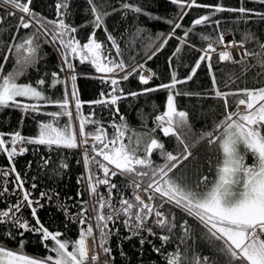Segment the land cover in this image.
<instances>
[{"label":"snow or ice","instance_id":"1","mask_svg":"<svg viewBox=\"0 0 264 264\" xmlns=\"http://www.w3.org/2000/svg\"><path fill=\"white\" fill-rule=\"evenodd\" d=\"M5 2L14 5L23 15L18 17L14 26L16 31L10 41H0V52H3L0 111L7 108L19 110L22 113L21 124L29 114H34L33 119L36 115L47 119L37 121L38 131L34 136H25L19 129L10 133L0 132V155L6 154L9 162L7 169L0 168V205H3L0 207V226H3V231H0V264H88V238L94 242L98 239L100 249L109 256L105 264H111L114 257L109 239L119 232L115 227L118 223L130 233L122 240L139 237L140 254L143 255V246L150 244L152 251L163 258L164 264H264V40L260 39L257 30L248 27L241 33L240 41L235 38L226 41L221 20L213 18L219 13L231 12L238 13L236 19L245 25L252 21L258 24L264 22V11L247 8L243 3L240 7L229 8L219 3L201 5L196 0H170L183 13L180 21L188 14L185 8L204 7L210 11L192 21L182 36H176V30L183 27L182 23H174L172 32L147 59L151 60L173 38L179 41L173 57H178L185 46L201 54L184 78H179L173 69L168 83L125 94L119 87L121 81L140 73L139 83L147 86L155 74L143 75L146 61L129 72L123 59L113 58L110 49L120 57L121 45L107 32L105 19L116 11L137 17L145 15L149 19L160 17L153 16L135 3L122 2L119 9L112 7L108 11L110 5L107 0H86L91 19L81 27L90 24L93 31L87 42L81 43L75 35L79 29L66 22L72 15V0H56L55 19H47L32 11L29 7L32 0L26 3L18 0ZM251 2L264 5V0ZM7 15L14 16L15 13ZM2 24L3 18L0 17ZM197 26L212 28L216 33L215 36L200 34V39L207 42L202 49L196 48L189 40L190 35H196ZM21 29L33 30L21 36ZM100 29L107 34L110 47L97 40L96 31ZM3 30L0 28V32ZM140 35L141 30L137 29V36L133 39ZM41 40L56 47L61 58L60 70L52 72L50 79H37L35 84L20 83V77L26 75L28 69L35 68L40 59ZM247 44H254L259 50H250ZM218 48L225 50L218 51ZM233 48L242 51L233 55L230 51ZM213 54L218 58L217 63H230L240 69L239 76L233 71L224 81L227 91L221 90L218 84ZM10 58L13 60L12 70L5 72ZM73 59H79L82 64L90 63L97 73L103 74L97 78L108 84L111 91H102L98 99L82 101L76 85L78 75ZM202 65L208 70L211 88L195 93L182 91L178 86L192 81ZM169 67L172 68V57L169 58ZM117 70L125 74L120 76ZM68 72L72 75L61 77L60 73ZM250 72H253L252 78L259 86L241 88L237 85L235 89L231 88ZM58 85L63 87L60 98L53 99L46 94V87L56 88ZM160 89L168 92L166 106L161 114L155 115L153 127L147 128L142 124L146 130L140 132L131 128L125 117L119 114V101ZM178 96L222 101V111L214 118L211 130H195L190 113L178 109ZM232 96L238 97L234 103L229 102ZM85 104L104 106L110 111L114 108L119 122L113 118L111 135L101 121L93 118L94 112L84 115L82 109ZM49 107L57 110L46 111ZM63 118L67 119L62 124ZM86 125H93L94 130L86 131ZM157 132L174 140L171 150L166 148ZM89 138L92 144L88 143ZM201 144L213 153L203 162L195 151ZM27 145L44 146L49 152L84 148L82 162L85 175L77 183L86 184L90 199L79 200L80 207L75 217H70L80 226L77 238L61 239L64 233L51 232L41 222L39 210L45 207L46 202L60 196L58 192L41 191L37 198L31 191L38 187L35 182L31 183V190L25 187L27 181L24 176L27 173L22 176L17 171L15 158L29 151ZM90 151L94 155L90 156ZM154 155L159 157V162L153 158ZM41 159L43 166L47 167L49 159ZM205 163L207 172L213 174L212 179L204 170ZM31 166L29 161L27 167L30 169ZM60 167L67 169L68 164L62 163ZM116 177L121 180L117 182ZM101 186L104 187L103 192ZM128 190L130 195L125 194ZM9 195L14 199H9ZM82 195V192L76 193L77 197ZM59 207L67 213L68 207L63 202ZM26 209L30 210L31 220L24 216ZM93 212L94 216L91 215ZM25 233L39 235L46 250L44 256L25 252L26 241L17 240ZM149 236L160 241L159 247L148 239ZM8 240L15 241L16 246L10 247ZM169 245H172L170 249ZM91 259L96 264L98 255Z\"/></svg>","mask_w":264,"mask_h":264},{"label":"trees","instance_id":"2","mask_svg":"<svg viewBox=\"0 0 264 264\" xmlns=\"http://www.w3.org/2000/svg\"><path fill=\"white\" fill-rule=\"evenodd\" d=\"M18 2L26 3L27 0H18ZM55 2L56 0H32L30 9L35 13L46 17L47 19H55ZM122 2L135 3L142 6L145 11L152 14L153 16L160 17V19H149L148 16L140 15L135 16L131 13L124 15L121 11H116L109 15L105 19V25L107 32L111 33L117 42L121 45L122 56L116 57L115 50L110 49L113 58L119 60L123 59L128 65L127 71H132L139 63H145V70L149 73H154L155 76L151 80L150 84L145 86L139 83V74L134 73L129 77L127 81H121L119 87L123 88L124 93L127 94L131 91L139 92L144 87H156L162 83H168L170 80L171 71L174 69L179 78H184L190 71V68L194 65L195 61L200 56L201 52L196 51L193 48L187 46L182 48L178 57H173L175 48L179 46V41L176 38L170 39L166 46L162 50L158 51L151 60L147 59V56L152 51L160 48L163 39L172 32L174 23L180 22L183 27L176 30V36H182L183 31L191 27L192 21L199 16L207 14L210 10L204 7H192L191 9L185 8L187 15L184 16L183 20L180 21V16L183 14L181 9L170 2V0H107L110 5L108 11H111L112 7L116 9L120 8ZM201 5H215L222 4L225 7L237 8L243 6L251 9H257L264 11V5L253 3L251 0H196ZM0 3L15 7L10 3H6L5 0H0ZM72 15L68 17V23L77 27L79 30L75 34L81 43L87 42L89 34L93 31V28L89 24L86 27L81 25L86 24L91 19V14L88 12V5L86 0H72ZM8 13H14L3 5H0V17L3 18V24L0 28L4 30L0 32V41H10L11 36L15 33V25L18 23V17L21 16L15 13L14 16L7 15ZM239 16L238 13L224 12L219 13L214 19L221 20V28L226 31V34H231L237 41L241 40V33L248 27L257 30L261 40H264V22L255 23L250 22L248 25L239 22L236 18ZM167 21H173V23H167ZM137 29L141 30L142 35L138 38L133 39L137 36ZM33 29H21L20 35L23 36L30 33ZM196 35H190L189 40L198 49L206 47V41L200 39V34H212V28L206 26H197L195 29ZM96 38L99 42H103L106 46L110 47V42L107 41V34L103 29L96 31ZM41 50L39 53L40 59L35 68L28 69L26 75L20 77V83L31 82L35 84V81L41 77L50 79L52 72H59L61 67V58L59 53L56 51L54 45L44 43L40 41ZM250 50L256 48L254 44H247ZM3 52H0V63H3ZM134 57V58H133ZM172 57V68L169 67V58ZM217 56L213 54V65L216 70L218 84L223 91H227L224 87V81L228 79V75L235 72V75H240V69L238 66L230 63H217ZM72 62L75 65L76 74L78 75L76 85L79 89L80 99L82 101H91L100 98L102 91H111L108 84L102 83L100 79L101 73H97L95 68L88 62L80 63L79 59H73ZM13 67V60L10 58L9 62L5 65V72L11 71ZM256 69L253 70L255 72ZM143 72V70H142ZM253 72L248 73L247 76H242L240 80H237L236 84H232L231 88L235 89L237 85L239 87H256L259 86L255 80H253ZM125 73L120 72L119 75L123 76ZM62 78H66V73H60ZM182 91L190 92H201L211 88V78L208 74L206 66L202 65L197 71V75L192 81L187 84L178 86ZM46 94L51 96L53 99H58L62 96L63 87L58 85L56 88L46 87ZM168 92L167 90L160 89L156 92L149 93L147 95H140L138 97H127L122 99L118 103L119 114L123 115L126 119L127 124L137 130L145 131L142 128V124H146L147 128L153 127V119L155 115L161 114L165 110L166 99ZM238 97H229V102L234 103ZM27 102V101H26ZM178 109L186 110L190 113L192 123L197 132L200 130H211L214 118L218 117L222 111V101L216 99H204L199 100L195 97L178 96L176 98ZM46 111L57 110L54 107L45 109ZM84 115L94 112V119L101 121L103 126L107 129L108 134L111 135L113 129L110 127L113 122H119V115L116 114L114 108L110 111L109 108L98 105L85 104L82 109ZM34 114H29L23 118L21 124L22 113L19 110L12 108L4 109L0 111V132L10 133L15 130H21L25 136H34L37 134V121L46 120L47 117L36 115L33 119ZM67 118H63L61 123L63 124ZM94 130L93 125H86V131L92 132ZM160 139L165 143L166 148L171 150L174 147V140L172 138L163 137L162 133H156ZM8 139V137H5ZM29 151L23 156H17L15 158L17 171L24 176L27 181L25 187L31 190V183L35 182L38 187L33 192V196L39 198L41 191L58 192L60 198L51 202H44L45 207L41 208L38 212L41 222L51 232L60 231L65 235L61 239H75L78 237L80 226L76 224L70 217H75L80 204L79 200L88 201L90 198L86 191L85 183H77V181L85 175V167L82 162V152L80 149H57L49 152L44 146L27 145ZM201 159V162L206 157L212 156L213 153L207 149V146L201 144L198 149L195 150ZM94 155V154H89ZM42 157L49 159L47 167L43 166ZM159 162V157H153ZM100 159V157H96ZM31 161L32 166L29 169L27 163ZM215 162V161H214ZM62 163H67V169L60 167ZM9 162L5 155H0V168L7 169ZM205 172L212 179L213 174L207 172V164H203ZM191 178V171H189ZM35 178L33 181L32 178ZM115 180L119 182L120 177H116ZM123 185H121L122 187ZM11 187V185H9ZM100 190L103 192L104 187L101 186ZM82 192L81 197H77V192ZM126 195H130V190L126 191ZM72 197L73 199H68ZM9 199H14L9 195ZM64 203L68 207L67 213L64 209H61L59 205ZM3 205H0L2 207ZM95 215V213H91ZM24 216L31 220L30 210H24ZM94 223V222H93ZM67 225V227H66ZM111 227V225H110ZM119 229L118 233L113 234L109 239V246L112 248V256L114 260L111 264H164L163 258L157 256L152 251L150 244L143 246V255L140 254V243L139 237H133L131 240L123 239L130 235V233L123 227L122 224L118 223L115 226ZM0 231H3V226H0ZM115 232V229L113 230ZM159 232L158 229H156ZM144 235H147L146 233ZM24 239L25 252L28 254H35L44 256L46 250L40 243V237L37 234L25 233L23 238L17 237V240ZM149 240H152L157 247L160 245V241L154 237L149 236ZM7 244L10 247H15L16 242L8 240ZM169 249L172 245L168 246ZM205 254L207 250L205 249ZM123 253V255L121 254ZM106 255V254H105ZM107 261L109 256L106 255Z\"/></svg>","mask_w":264,"mask_h":264},{"label":"rangeland","instance_id":"3","mask_svg":"<svg viewBox=\"0 0 264 264\" xmlns=\"http://www.w3.org/2000/svg\"><path fill=\"white\" fill-rule=\"evenodd\" d=\"M226 41H227V40H226ZM218 49H219V50H222L221 48H218ZM117 71L119 72V70H117ZM119 73H120V72H119ZM66 74H67L66 77L72 75L71 72H68V73H66ZM149 74H150V73H149L147 70L143 69V75H145V76H149ZM88 143H89V144H92V143H93V141H92L91 138H89ZM17 147H19V145H18ZM79 149H80L81 152L83 153L84 148L81 147V148H79ZM89 154H94V153H92V152L90 151ZM92 241H93V239H92ZM86 244H87V242H86ZM93 244H94V248H95V249H94V253H93L92 255L89 253L88 246H87V253H88V257H89L88 264H93V261H92L91 258H92L94 255H98V260L96 261V264H105V261H107V259H106V255H105V254L103 253V251L100 249L98 239H97L96 242L93 241Z\"/></svg>","mask_w":264,"mask_h":264},{"label":"bare ground","instance_id":"4","mask_svg":"<svg viewBox=\"0 0 264 264\" xmlns=\"http://www.w3.org/2000/svg\"><path fill=\"white\" fill-rule=\"evenodd\" d=\"M0 5H3L2 3H0ZM4 6V5H3ZM30 7V5H29ZM10 11L14 12L17 10V9H9ZM225 39L228 40V39H233L232 35L231 34H226L225 36ZM222 50H219L218 51H223L225 49L221 48ZM67 75V74H66ZM81 151V150H80ZM87 246H88V250H89V253L92 255L94 253V244H93V241H92V238H88L87 239Z\"/></svg>","mask_w":264,"mask_h":264},{"label":"built area","instance_id":"5","mask_svg":"<svg viewBox=\"0 0 264 264\" xmlns=\"http://www.w3.org/2000/svg\"><path fill=\"white\" fill-rule=\"evenodd\" d=\"M228 40H232V39H228ZM227 40V41H228ZM230 51L233 53V55H235L236 53L242 51L240 48H233V49H230ZM90 199V198H89Z\"/></svg>","mask_w":264,"mask_h":264}]
</instances>
